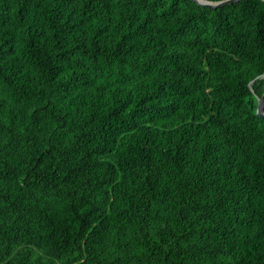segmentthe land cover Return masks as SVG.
<instances>
[{
  "label": "trees",
  "instance_id": "1",
  "mask_svg": "<svg viewBox=\"0 0 264 264\" xmlns=\"http://www.w3.org/2000/svg\"><path fill=\"white\" fill-rule=\"evenodd\" d=\"M262 74L260 0H0V264H264Z\"/></svg>",
  "mask_w": 264,
  "mask_h": 264
},
{
  "label": "water",
  "instance_id": "2",
  "mask_svg": "<svg viewBox=\"0 0 264 264\" xmlns=\"http://www.w3.org/2000/svg\"><path fill=\"white\" fill-rule=\"evenodd\" d=\"M189 1L195 3L200 7L214 9V8H219L233 4L241 0H222L217 2H209L205 0H189ZM260 1L264 2V0H260ZM259 78H264V74L260 75ZM250 83L248 85H250ZM255 116L264 119V90L262 94L256 99Z\"/></svg>",
  "mask_w": 264,
  "mask_h": 264
}]
</instances>
